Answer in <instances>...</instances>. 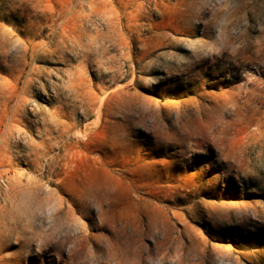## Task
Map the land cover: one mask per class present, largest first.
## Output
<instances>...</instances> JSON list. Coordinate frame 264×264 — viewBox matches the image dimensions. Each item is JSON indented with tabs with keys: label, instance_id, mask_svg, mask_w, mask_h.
I'll return each instance as SVG.
<instances>
[{
	"label": "rangeland",
	"instance_id": "374dc122",
	"mask_svg": "<svg viewBox=\"0 0 264 264\" xmlns=\"http://www.w3.org/2000/svg\"><path fill=\"white\" fill-rule=\"evenodd\" d=\"M0 255L264 264V0H0Z\"/></svg>",
	"mask_w": 264,
	"mask_h": 264
},
{
	"label": "bare ground",
	"instance_id": "6f19581e",
	"mask_svg": "<svg viewBox=\"0 0 264 264\" xmlns=\"http://www.w3.org/2000/svg\"><path fill=\"white\" fill-rule=\"evenodd\" d=\"M85 195H86V194H85ZM85 195H84V196H85ZM102 198H103V197H102ZM88 199H89V197H88ZM93 199H94V198H93ZM104 200H105V199H104ZM100 202H101V201H100ZM100 205H101V204H100ZM87 206H88V205H87ZM95 206H96V205H95ZM98 207H99V205H98ZM101 207H103V206H101ZM87 208L89 209V207H87ZM98 209L101 210V208H98ZM99 210H98V211H99ZM68 211H70V210H68ZM83 211H84V210H83ZM96 211H97V210H96ZM98 211H97V213H98ZM102 212H103V211H102ZM102 212H101V213H102ZM55 213H56V212H55ZM64 213H65V212H64ZM70 213H72V212L67 213V217H68V214H70ZM57 214H58V213H57ZM72 214H73V213H72ZM60 215H61V214H60ZM64 215H65V214H64ZM54 216H55V215H54ZM56 216H57V215H56ZM70 216H71V214L69 215V217H70ZM98 216H99V214H98ZM61 217H62V215H61ZM71 217H72V216H71ZM73 217H75V216H73ZM56 218H57V217H56ZM52 219H54V218H52ZM75 219H77V218L75 217ZM55 220H56V219H55ZM59 220H60V219H59ZM69 220H70V218H69ZM72 220H73V219H72ZM72 220H71V221H72ZM78 222H79V221H78ZM63 223L65 224V222H63ZM75 223H76V221H75ZM79 223H80V222H79ZM79 223H78V225H80ZM59 224H60V223H59ZM76 224H77V223H76ZM76 224H75V225H76ZM60 225H62V224H60ZM72 225H73V223H72ZM75 225H74V226H75ZM78 225H76V226H78ZM68 227H69V225H68ZM79 227H80V226H79ZM70 228H72V227H70ZM73 228H74V227H73ZM80 228H81V227H80ZM80 228H79V229H80ZM67 229H69V228H67ZM121 229L123 230L124 228H121ZM70 231H71V229H70ZM46 237H47V236H46ZM100 238H101V237H100ZM68 239H70V238H68ZM75 239H76V238H75ZM117 241H119V240L117 239ZM107 242H110V241L108 240ZM112 242H113V241H112ZM119 242H120V241H119ZM119 242H117V243H119ZM121 242H122V241H121ZM125 243H126V242H125ZM129 244H130V243H129ZM102 245H103V244H102ZM106 245H107V244H106ZM109 245H110V244H109ZM115 245H117L116 242H115ZM115 245H114V246H115ZM120 245H122V244H120ZM116 247H117V246H116ZM118 247H119V246H118ZM121 247H122V249H124L123 246H121ZM112 248H114V247H112ZM128 248H129V247H128ZM108 249H109V248H108ZM115 249H117V248H115ZM119 249H120V248H119ZM119 249H118V250H119ZM110 250H111V249H110ZM118 250L116 251V253H119ZM83 251H84V250H83ZM87 251H88V250H87ZM99 251H100V250H99ZM107 251H108V250H107ZM97 252H98V251H97ZM97 252L95 251V255H96ZM105 252H106V251H105ZM108 252H109V251H108ZM122 252H124V251H122ZM78 253H79V252H78ZM85 253H86V252H85ZM88 253H90V252H88ZM106 253H107V252H106ZM116 253H113V254H116ZM120 253H121V249H120ZM125 253H126V252H125ZM125 253H124V255H125ZM130 253H131V252H130ZM82 254H83V253H82ZM108 254H109V253H108ZM110 254H111V253H110ZM110 254H109V255H110ZM113 254H112V255H113ZM121 254H122V253H121ZM126 254H128V252H127ZM83 255H84V254H83ZM90 255H91V254H90ZM97 255H98V254H97ZM97 255H96V257H98ZM117 255H118V254H117ZM122 255H123V254H122ZM124 255H123V256H124ZM134 255H135V254H134ZM86 256H87V255H86ZM101 256H102V254H101ZM114 256H115V255H114ZM90 257H91V256H90ZM92 257H93V256H92ZM92 257H91V258H92ZM105 257H106V256H105ZM117 257L119 258V256H117ZM117 257H116V259H117ZM120 257H121L120 259L123 258L121 255H120ZM127 257H128V255H127ZM81 258H83V256H82ZM91 258H90V259H91ZM98 258H99V257H98ZM108 258L110 259V258H112V257H108ZM88 259H89V258H88ZM92 259H93V258H92ZM120 259H119V260L117 259V260H118V264H119ZM98 260H99V259H98ZM106 260H108L107 257H106ZM111 260H112V259H111ZM128 260H129V258H128ZM134 260H135V259H134ZM84 261H85V260H84ZM121 261H122V260H121ZM123 261H124V260H123ZM94 262H95V261H94ZM96 262H97V261H96ZM124 262H125V261H124ZM126 262H127V259H126ZM87 263H88V262H87ZM107 263H108V262H106V264H107ZM88 264H89V263H88ZM91 264H92V263H91ZM111 264H113V263L111 262ZM115 264H117L116 261H115ZM122 264H123V263H122Z\"/></svg>",
	"mask_w": 264,
	"mask_h": 264
},
{
	"label": "built area",
	"instance_id": "2783aa9c",
	"mask_svg": "<svg viewBox=\"0 0 264 264\" xmlns=\"http://www.w3.org/2000/svg\"><path fill=\"white\" fill-rule=\"evenodd\" d=\"M1 184L3 187H5V183L3 181H1ZM0 264H8L7 261L2 258V256L0 255Z\"/></svg>",
	"mask_w": 264,
	"mask_h": 264
}]
</instances>
